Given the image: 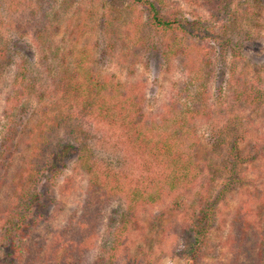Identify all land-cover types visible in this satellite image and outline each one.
<instances>
[{
  "label": "trees",
  "instance_id": "trees-1",
  "mask_svg": "<svg viewBox=\"0 0 264 264\" xmlns=\"http://www.w3.org/2000/svg\"><path fill=\"white\" fill-rule=\"evenodd\" d=\"M132 1L145 5L149 15V29L141 30L138 39H146L148 32L149 48L158 43L165 52L175 51L183 70L160 112L143 118L144 94L134 84L101 71L89 37L64 48L47 46L48 57L38 61L41 76L29 74L23 65L10 83L3 105L9 120L17 118L27 98L39 104L38 118L21 129L18 145L6 155L0 150V156L19 154L11 169L4 167L0 179L9 190L7 202L0 200V235L13 249L14 264H119L124 258L123 264H152L151 251L135 243V233L144 235L147 230L143 215L168 200L174 207L184 206L189 196L196 208L162 224L161 239L164 245L174 244L168 255L182 257L185 264H199L203 258L218 201L238 178L228 174L234 165L229 158L223 164L229 172L215 190L220 169L209 162L212 149L201 143L196 125L211 112L207 99L215 75H220L217 65L225 67L231 49L240 54L243 34L252 38L247 27L264 0H196L209 14L203 21L165 10L163 0ZM104 30L110 31L109 24ZM135 61L136 56L132 66ZM235 66L227 78L219 76L220 85L214 89L226 96L225 110L245 114L244 120L225 127L218 134L221 140L211 146L224 147L239 162V142L256 127L264 129V86L259 68L246 76ZM84 118L105 124L117 137L124 150L117 170L93 160L87 134L80 129ZM74 152L87 176L83 201L61 225L31 242L27 228L44 215L40 208L55 202L52 186ZM109 207L115 209L111 237L92 259L95 233ZM230 224L222 242L229 258L205 264H264V182L240 199Z\"/></svg>",
  "mask_w": 264,
  "mask_h": 264
},
{
  "label": "rangeland",
  "instance_id": "rangeland-1",
  "mask_svg": "<svg viewBox=\"0 0 264 264\" xmlns=\"http://www.w3.org/2000/svg\"><path fill=\"white\" fill-rule=\"evenodd\" d=\"M163 2L165 10L177 12L188 20L209 19L205 7L196 0H163ZM253 6L257 7V4ZM257 10V13L253 14V22L247 27L252 38L247 39L243 34L244 47L239 49L240 54L236 55L234 49H231L226 52L228 62L225 67L217 65L216 73L219 72L222 79L227 78V71L230 67L231 70L234 69V65L237 71H243L244 74L246 72V76H251L254 69L259 68L262 78L259 82L264 86V1ZM106 24H109L110 31L104 30ZM149 24L147 7L132 0H6L5 3H0V47L5 51V55L0 56V150H3V154L10 152L8 149H13V144L18 145L19 132L38 118L39 110L36 100L32 97L27 98L17 118H12L13 121L9 120L3 112V105L10 83L16 76L19 66L23 65L28 69L29 74L41 76L38 72L40 70L38 61L48 57L49 45L64 48L65 45H72L75 39L83 42L89 37V46L94 49L92 56L97 59L101 71L115 75L116 79L126 84H134L135 88L144 94L143 118L160 112L183 70L175 51L165 52L158 43L157 46L149 48L151 38L148 37V32L146 39L143 41L138 39L141 30L149 29ZM38 30H42L43 33L38 35ZM134 56L136 61L132 66L131 60ZM223 71L226 74L224 76H222ZM219 76L215 75L212 92L207 99L211 112L200 118L202 120L197 123V136L205 147L212 149V155L208 154L209 162L217 163L220 176H227L226 172H229V169L227 167L225 170L223 164L230 158L232 162L234 161V165L230 169L233 172L228 174L231 179L233 177L238 179L231 181L228 190L222 193L218 201L208 242L199 264L226 261L229 258L230 251L222 242L230 230L233 214L240 199L249 192L257 191L264 182L262 127H256L245 136L244 142H239L237 155L242 161L236 162L234 153H227L224 147L211 146V143L217 144V139L221 140L218 136L220 131L234 125L236 119L244 120L245 115L237 111L225 110L226 96L218 94L217 89H214L220 85ZM247 123L250 122L247 121L242 125ZM80 129L85 130L87 134L93 160H97V163L102 165H111L117 170L120 161L123 162L124 150L111 130L105 124L91 118H84ZM5 141L10 144L8 148L4 147ZM12 154L11 157L0 156V179L4 167L11 169L17 162L19 154L13 151ZM66 164L51 189L55 202L40 208L44 215L39 218L37 224L32 221L27 228L29 232L27 238L31 242L34 241L35 236H45L48 230L61 225L69 211L80 206L83 201L87 176L80 161L76 159L75 152L67 156ZM223 176L220 177V181L215 182V190L219 188ZM0 189V200L4 204L8 199L5 192L9 190L1 183ZM189 197L184 206L174 207L171 200H168L163 206H158L143 215V224L147 226V230L144 235L135 233L137 239L135 243H140L144 250L151 251L152 264H185L182 257L168 255L174 244L164 245L160 228L172 218H179L184 211L189 212L190 208H196L192 205L195 203L194 197ZM112 208L114 207L107 209L95 233L92 259L103 252L102 249L110 240L111 220L115 214V209ZM36 210L39 211V208ZM140 237L145 239L141 240ZM132 248L131 250L135 251L136 246ZM124 259L119 264H123ZM14 263L16 260L13 257V249L0 235V264Z\"/></svg>",
  "mask_w": 264,
  "mask_h": 264
}]
</instances>
